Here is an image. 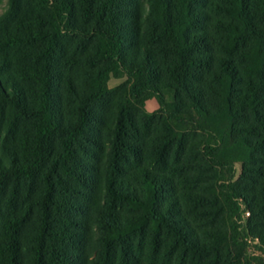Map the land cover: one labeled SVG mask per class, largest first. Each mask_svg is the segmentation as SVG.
Returning <instances> with one entry per match:
<instances>
[{"label": "trees", "instance_id": "trees-1", "mask_svg": "<svg viewBox=\"0 0 264 264\" xmlns=\"http://www.w3.org/2000/svg\"><path fill=\"white\" fill-rule=\"evenodd\" d=\"M25 3L34 9L19 17ZM11 11L4 39L30 53L13 63L0 52V121L7 107L12 116L0 129V264H254L248 240L264 252V0H11ZM68 42L86 51L84 80L67 72ZM112 75L127 83L111 90ZM150 98L198 144L171 126L147 140L136 112ZM217 118L246 157L237 183ZM192 158L230 173L215 179L226 204L203 231L184 208L211 199L188 194L183 206L170 178L172 160L183 171ZM151 223L142 262L129 237Z\"/></svg>", "mask_w": 264, "mask_h": 264}, {"label": "rangeland", "instance_id": "rangeland-1", "mask_svg": "<svg viewBox=\"0 0 264 264\" xmlns=\"http://www.w3.org/2000/svg\"><path fill=\"white\" fill-rule=\"evenodd\" d=\"M146 9H148V4H145ZM23 9L19 13L20 15L28 12L29 10L34 9L33 3L31 4H24ZM18 16V15H17ZM13 14L11 11V0H0V52L4 55L8 54L10 59L13 63H26L27 57L30 53V49L26 46H17V45H8L4 36L12 30H14L18 18ZM68 46L71 51H74L73 54L76 59H71L68 61L69 63V70L67 71L70 76L74 77L75 75H81L80 80H84V77H87V64L85 61H82L84 58V54L86 51L82 46H75L72 49L70 42H68ZM84 51V52H83ZM127 83V78L124 75H112L109 80V88L111 90H116ZM84 85H81L83 87ZM167 99L169 102H173L174 95L168 93ZM136 117L138 122L141 125L142 132L147 140H150L157 134H163L168 131L169 126H171L179 135L177 136L179 139L186 136L189 139V144L197 145L198 140H200V134H196L191 131L190 127H186L180 125L177 121H167L164 112L161 110V106L156 98H150L140 107L139 111L136 112ZM194 116L198 117L195 113ZM11 111L10 108L7 107L4 111V116L0 121V129L3 131V135L6 134L9 128V121L11 119ZM213 131L219 134V139L223 144L224 149H226L229 153L230 158L233 162V169L235 171V176L233 179V183H237L243 174V163L246 160V157L242 153L240 149L237 147H233L232 139H231V125L229 121L224 118H217L214 120L212 124ZM108 138V137H107ZM187 164H192L191 167H187L183 171L179 170L180 163L177 161L172 160L170 165L171 167H176L175 174L170 175L171 180L173 182L174 188L177 191V195L181 198L184 206L183 197L189 196L188 194H204L211 199V203L208 202L207 204H194V205H187L184 210V215L189 220L191 225H193L197 231H203L206 227H211V223L213 221V215L210 216V211L219 210L222 204L225 206L226 201L221 196L219 185L217 180H228L230 177V173L228 169L219 168L215 171V169L209 168L207 165L201 164L199 158H192L188 161H184ZM201 164L203 167L197 166ZM216 175V178H215ZM215 180V181H214ZM239 186H243L239 184ZM187 202V201H186ZM243 212H246L245 204H242ZM121 215L123 218L132 219L136 212L132 211L128 207H122L120 209ZM194 214V215H193ZM245 220L251 218L247 216L246 213L244 215ZM95 224V223H94ZM94 227V225H93ZM153 225L147 224L146 229L144 232L136 231L132 233L129 237V241L131 242L132 251L136 253L137 257L140 261L145 262L149 260L152 250V241H153ZM98 229L95 227L93 232L95 236L93 237V241L96 244H92L89 248H87V258L90 261H94L98 257V251L96 247L98 246ZM167 244H170V240H165ZM164 244L160 248V253L163 254L167 251L166 245ZM262 244L257 239H249L247 242V254L252 258L256 259L253 260L254 264H259L258 260H261L264 264V252L262 251ZM160 264H167L162 263L161 259L158 261ZM185 264H188L186 262Z\"/></svg>", "mask_w": 264, "mask_h": 264}, {"label": "built area", "instance_id": "built-area-1", "mask_svg": "<svg viewBox=\"0 0 264 264\" xmlns=\"http://www.w3.org/2000/svg\"><path fill=\"white\" fill-rule=\"evenodd\" d=\"M245 213H246V215H247V216H250V215H251V213H250V211H249V210H246V212H245Z\"/></svg>", "mask_w": 264, "mask_h": 264}]
</instances>
